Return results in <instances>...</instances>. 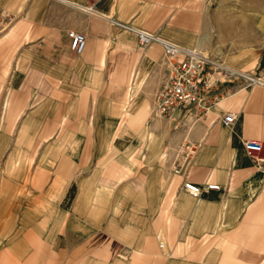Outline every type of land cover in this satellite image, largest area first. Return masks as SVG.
Wrapping results in <instances>:
<instances>
[{"label":"crops","instance_id":"crops-1","mask_svg":"<svg viewBox=\"0 0 264 264\" xmlns=\"http://www.w3.org/2000/svg\"><path fill=\"white\" fill-rule=\"evenodd\" d=\"M209 4L0 0V254L21 264H264V150L244 146H264V85L237 86L200 120L155 117L136 92L165 60L133 30L264 81V0ZM70 31L86 35L83 54ZM187 142L193 160L176 174L170 149ZM186 180L220 189L195 199Z\"/></svg>","mask_w":264,"mask_h":264},{"label":"built area","instance_id":"built-area-1","mask_svg":"<svg viewBox=\"0 0 264 264\" xmlns=\"http://www.w3.org/2000/svg\"><path fill=\"white\" fill-rule=\"evenodd\" d=\"M95 13L93 7L86 8ZM143 47L158 44L164 53V82L158 87L154 97L152 115L169 119L176 111L183 116H193L197 120L205 117L219 102L232 98L241 89L255 85H264V81L246 73L237 72L219 59L204 55L192 48L182 46L172 40L162 38L144 30H133ZM71 50L74 54H83L87 46L86 35L77 31L68 33ZM234 81V82H233ZM235 82L238 83L235 85ZM234 113H227L223 122L232 125L236 122ZM245 149L252 156L264 150L261 142L248 140ZM195 148L190 143L182 144L173 164L176 174L182 172L186 164L192 162ZM184 188L193 198L198 199L204 190H219L217 184L205 183L203 186L186 180ZM161 247L164 244L161 243Z\"/></svg>","mask_w":264,"mask_h":264},{"label":"rangeland","instance_id":"rangeland-1","mask_svg":"<svg viewBox=\"0 0 264 264\" xmlns=\"http://www.w3.org/2000/svg\"><path fill=\"white\" fill-rule=\"evenodd\" d=\"M211 0H206V5H207V7H210V5L211 4H209V2H210ZM246 1H249L250 2V4L252 5V3H253V5L254 6H257V1L258 0H246ZM4 20H3V18H2V16L0 15V39H2V38H5V35L6 34H8V32H5V22H3ZM5 41L6 42H9L10 44L13 42V37H12V35H7V38L5 39ZM5 46V45H4ZM3 47V46H2ZM2 47L0 46V52H1V49H2ZM16 49V48H15ZM13 56H11V58H9V63H10V65H12V62H13V60H14V58H12ZM162 63H159V70H155V71H153V73H152V75L154 74V76H153V78L150 80V82H149V80L146 82V84H145V82L141 85V82H139V85L137 84V90H136V92L139 90L140 91V94H141V96H140V99L142 98V97H147V99L149 100V102H148V105L150 106H152V104H154V97H155V93H156V90L158 89V87L164 82H162V81H160L161 80V78H164V76H165V72L164 73H161L160 74V76H158V74L160 73V65H161ZM157 78V79H156ZM150 79V78H149ZM129 81H131V79H129ZM129 81H128V83H129ZM129 85V84H128ZM138 86H139V88H138ZM141 89V90H140ZM138 99H139V96L137 97ZM128 116H129V114H127ZM123 126V125H122ZM168 130H170V132H168V134L170 135V137L171 138H173V139H175V137L178 135L177 134V132L179 131V130H177V128H176V126H175V124H172V125H170L169 127H168ZM125 133H127L125 130H124V133L123 134H125ZM181 133V132H180ZM127 135V134H126ZM172 144V142H171V139L169 140V142H167L166 143V149H169V147H170V145ZM173 145V144H172ZM181 146L182 145H180V147H177V145L175 144L174 146H173V149L171 148L170 149V155H171V153L173 152V154H172V156L174 155L175 156V158H174V156H173V158H170V159H167L169 162H170V164L172 165L173 164V162L176 160V155H177V152H178V150H179V148H181ZM175 151V152H174ZM137 164L138 165H141V163L140 162H137ZM107 165H108V163H107ZM160 247H161V244H160ZM161 248H163V247H161ZM0 264H21V263H19V262H17V261H15L11 256H9L8 254H0ZM31 264H35V263H31Z\"/></svg>","mask_w":264,"mask_h":264}]
</instances>
